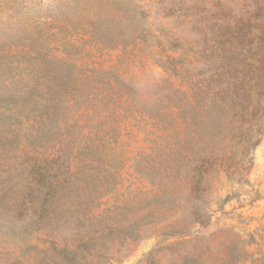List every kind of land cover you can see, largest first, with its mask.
Masks as SVG:
<instances>
[{
  "label": "rangeland",
  "instance_id": "374dc122",
  "mask_svg": "<svg viewBox=\"0 0 264 264\" xmlns=\"http://www.w3.org/2000/svg\"><path fill=\"white\" fill-rule=\"evenodd\" d=\"M261 59L264 0H0V264H264Z\"/></svg>",
  "mask_w": 264,
  "mask_h": 264
},
{
  "label": "trees",
  "instance_id": "16d2710c",
  "mask_svg": "<svg viewBox=\"0 0 264 264\" xmlns=\"http://www.w3.org/2000/svg\"><path fill=\"white\" fill-rule=\"evenodd\" d=\"M261 48L258 49L259 54H261ZM261 66L259 68V75L257 77V84L253 83V85L251 84L250 88L248 89V95H247V99L250 101L251 100V94L252 97L255 100H258V98H260L263 95V89L264 87L261 86V84H264V59H261ZM255 73L258 74V71H255ZM256 79V77L252 78V82ZM47 210H43L42 213L39 214L40 217H38L36 220L32 219L30 221H27L25 223H23V228H27L28 226L32 225L34 227H36V230H39L41 228L43 229H52L54 227V225H52V222H50V220H46L45 219V215L47 214ZM51 244L54 245L55 242L52 240Z\"/></svg>",
  "mask_w": 264,
  "mask_h": 264
}]
</instances>
